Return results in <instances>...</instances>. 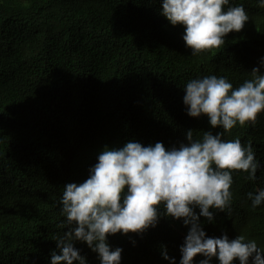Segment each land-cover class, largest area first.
Returning <instances> with one entry per match:
<instances>
[{
  "label": "trees",
  "instance_id": "1",
  "mask_svg": "<svg viewBox=\"0 0 264 264\" xmlns=\"http://www.w3.org/2000/svg\"><path fill=\"white\" fill-rule=\"evenodd\" d=\"M229 4L244 6V27L192 55L161 0H0V264H50L63 186L86 179L105 147L133 140L167 149L187 143L189 129L194 139L223 132L187 115L182 98L188 80L216 71L239 85L264 57V8ZM236 137L253 146L256 179L233 171L231 211L199 222L209 237L243 234L264 248V203L253 208L246 196L264 187V115L222 138ZM188 227L161 208L155 227L107 241L123 249L121 264H162V246L169 253L183 243Z\"/></svg>",
  "mask_w": 264,
  "mask_h": 264
},
{
  "label": "clouds",
  "instance_id": "2",
  "mask_svg": "<svg viewBox=\"0 0 264 264\" xmlns=\"http://www.w3.org/2000/svg\"><path fill=\"white\" fill-rule=\"evenodd\" d=\"M257 5L264 8V0H257ZM160 12L171 25L183 26L182 39L192 55L220 47L230 31H240L249 20L244 6H232L229 0H161ZM261 68L264 57L239 85L217 76L220 71L185 83L187 115H205L210 126L223 132L203 131L194 139L189 129L187 143L167 149L162 142L142 145L130 140L101 150L86 179L63 186L58 201L62 217L50 264H121L123 249L112 248L107 237L155 227L161 208L189 226L186 235L184 231L168 235L167 240L176 242L185 237L169 253L162 246V264H212L213 258L217 264H264V248L255 239L243 234L230 239L226 233L209 237L199 222L201 216L211 222L215 211H231L233 171L256 179L261 165L252 144L242 137L243 144L239 137H222L235 126L252 127L264 115ZM246 196L255 208L264 203V187ZM75 241L90 249L81 242L75 248ZM198 255L203 259L196 261Z\"/></svg>",
  "mask_w": 264,
  "mask_h": 264
},
{
  "label": "bare ground",
  "instance_id": "3",
  "mask_svg": "<svg viewBox=\"0 0 264 264\" xmlns=\"http://www.w3.org/2000/svg\"><path fill=\"white\" fill-rule=\"evenodd\" d=\"M197 256H195V258H196ZM197 259V258H196ZM198 260V259H197ZM199 261V260H198Z\"/></svg>",
  "mask_w": 264,
  "mask_h": 264
}]
</instances>
